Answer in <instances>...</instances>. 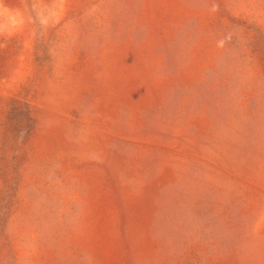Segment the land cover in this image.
Segmentation results:
<instances>
[{"label":"rangeland","instance_id":"374dc122","mask_svg":"<svg viewBox=\"0 0 264 264\" xmlns=\"http://www.w3.org/2000/svg\"><path fill=\"white\" fill-rule=\"evenodd\" d=\"M0 264H264V0H0Z\"/></svg>","mask_w":264,"mask_h":264}]
</instances>
